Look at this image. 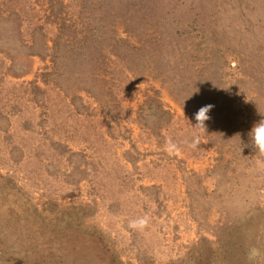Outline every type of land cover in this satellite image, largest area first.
Here are the masks:
<instances>
[{"label": "rangeland", "instance_id": "obj_1", "mask_svg": "<svg viewBox=\"0 0 264 264\" xmlns=\"http://www.w3.org/2000/svg\"><path fill=\"white\" fill-rule=\"evenodd\" d=\"M261 120L264 0H0V264H264Z\"/></svg>", "mask_w": 264, "mask_h": 264}, {"label": "clouds", "instance_id": "obj_2", "mask_svg": "<svg viewBox=\"0 0 264 264\" xmlns=\"http://www.w3.org/2000/svg\"><path fill=\"white\" fill-rule=\"evenodd\" d=\"M213 107V105L209 104L202 106L197 111V113L195 114V120L197 121V123L193 128L206 130L205 122L210 119L208 113ZM249 136L252 146L258 151L259 154L264 155V120H261L252 127ZM183 143L192 149H196L201 143V140L199 138V135L196 134L191 138L190 141L185 140ZM165 151L169 156L177 155L181 151L180 144H178L171 136H169L165 141ZM149 223L150 217L148 215H144L134 220H130L129 228L133 230L143 231L148 227ZM260 255V250L253 247L248 250L247 259L249 261H255Z\"/></svg>", "mask_w": 264, "mask_h": 264}, {"label": "trees", "instance_id": "obj_3", "mask_svg": "<svg viewBox=\"0 0 264 264\" xmlns=\"http://www.w3.org/2000/svg\"><path fill=\"white\" fill-rule=\"evenodd\" d=\"M82 88H83V87H82ZM84 91L89 92L88 89H87V87L84 88Z\"/></svg>", "mask_w": 264, "mask_h": 264}]
</instances>
